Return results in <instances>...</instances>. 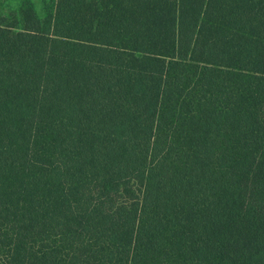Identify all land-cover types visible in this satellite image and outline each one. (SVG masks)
<instances>
[{
  "label": "trees",
  "instance_id": "1",
  "mask_svg": "<svg viewBox=\"0 0 264 264\" xmlns=\"http://www.w3.org/2000/svg\"><path fill=\"white\" fill-rule=\"evenodd\" d=\"M0 264H264V0L0 15Z\"/></svg>",
  "mask_w": 264,
  "mask_h": 264
},
{
  "label": "rangeland",
  "instance_id": "2",
  "mask_svg": "<svg viewBox=\"0 0 264 264\" xmlns=\"http://www.w3.org/2000/svg\"><path fill=\"white\" fill-rule=\"evenodd\" d=\"M56 0H0V15H10L12 11L31 7L38 17L51 13Z\"/></svg>",
  "mask_w": 264,
  "mask_h": 264
}]
</instances>
